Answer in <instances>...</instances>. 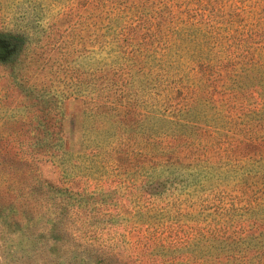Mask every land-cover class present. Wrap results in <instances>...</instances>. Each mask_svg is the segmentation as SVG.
Masks as SVG:
<instances>
[{
	"label": "trees",
	"instance_id": "16d2710c",
	"mask_svg": "<svg viewBox=\"0 0 264 264\" xmlns=\"http://www.w3.org/2000/svg\"><path fill=\"white\" fill-rule=\"evenodd\" d=\"M69 1L47 23L44 46L58 54L38 78L45 116L57 123L63 102L81 100L86 117L78 157L93 161L108 145L116 152L130 149L144 162L152 158V168H196L217 195L212 204L198 203L200 220L162 222L148 230L135 245L144 252L133 258L99 241L105 228L99 217L107 212L90 205L93 194L87 197L84 187L73 184L50 185L39 195L33 192L32 208L23 210L24 228L17 225L3 245L5 264H264V18L244 39L216 38L211 44L209 32L219 28L213 19L200 22L186 0H76L75 6ZM16 23L19 45L0 34L2 61H16L26 50L28 22ZM156 32L174 37L170 46L177 51L170 58L185 51L197 66L182 70L179 79L169 70L156 72L154 50L147 47L162 41ZM33 71L20 80L28 81ZM21 151L12 155L7 172L27 165L29 157L43 159L34 150ZM48 155L71 172L73 152ZM84 177L89 179L88 172L67 181L83 183ZM189 186L195 193L204 184L195 177ZM9 213L6 227L17 224ZM136 224L132 230L140 231Z\"/></svg>",
	"mask_w": 264,
	"mask_h": 264
},
{
	"label": "rangeland",
	"instance_id": "374dc122",
	"mask_svg": "<svg viewBox=\"0 0 264 264\" xmlns=\"http://www.w3.org/2000/svg\"><path fill=\"white\" fill-rule=\"evenodd\" d=\"M70 1L71 5H76L73 2L76 0ZM186 1L190 2L189 7L198 12L197 18L200 22L205 23L213 19V24L219 28V32H209L212 35L211 44L216 38H224L227 43L244 39L252 33L249 32L250 29L264 18V0ZM66 2L68 0H0V34L19 45L20 39L17 35L22 31L18 29L16 22L23 20L28 22L27 32L30 34L26 50L22 51L19 59H0V230H3L0 232V264H5L3 245L11 241L17 225L23 226L22 228L25 226L26 215L23 210L32 208L33 192L34 195H39L50 185L73 184L75 189L77 186L84 187L88 192H84L87 197L93 194L94 196L89 198L90 205H100L102 212H107L99 217L100 225L105 226L99 241L115 245V251L122 252L123 256L132 255L133 258L144 252L142 246L136 249L135 245L139 237L146 239L148 230L162 222H196L195 216L199 217L198 203L207 201L212 204L214 195H217L210 190L209 181H206L203 173L196 168L177 169L168 164L152 168V158L148 157L144 162L130 149L128 153L126 150L116 152L112 149L113 145H108L92 159L93 161L78 157L84 149L82 133L86 117L81 100L69 98L63 102L64 115L57 123L55 118L45 116L47 104L39 97L41 83L38 78H43L41 72L44 70L45 73V70L49 69L48 61H55L58 54L57 50L50 51L48 46H44L48 32L47 23L56 19L60 3ZM86 9H82L83 13ZM199 14L203 15L202 18ZM74 18L77 20V16ZM6 19L9 23H5ZM163 33L156 32L159 36L162 35V41L154 40L147 45L150 51L154 50L155 71L165 73L169 70L171 78L179 79L182 70L188 71L187 67H196L197 63L184 51L181 57L174 55L175 63L171 65L170 60L173 59L170 55L177 51L170 46L174 37H170L171 32ZM153 38L154 36L147 37L150 41ZM165 45L169 48L163 49ZM216 49L220 50V47ZM215 52L217 51H213V54ZM87 67L86 65L85 68ZM30 68H34V71L29 80L21 81L20 78ZM15 79L17 85L11 84ZM56 88L57 85L53 83L51 89ZM21 150H27L28 154L34 150L43 159L33 161L29 157L27 165H19L14 172H7L10 158L15 152H22ZM52 151L73 152L71 165H68L71 172L63 171V167L50 160L48 154ZM87 172L89 179L84 177L86 182L67 181L72 175L81 177ZM212 173L211 171L209 175ZM195 177L203 182L204 187H201L200 192L192 193V187L189 185ZM216 178H212L211 182ZM94 197L103 203L95 202ZM8 212L12 219L17 221L15 226L6 227L4 214ZM110 213L113 216H109ZM155 213L158 217H149ZM200 218L203 216L199 217V220ZM207 218L210 221L211 217ZM152 222L153 227L150 226ZM204 223L205 221H202V224ZM135 224L141 227L140 231L132 230ZM14 237L17 238V235Z\"/></svg>",
	"mask_w": 264,
	"mask_h": 264
}]
</instances>
